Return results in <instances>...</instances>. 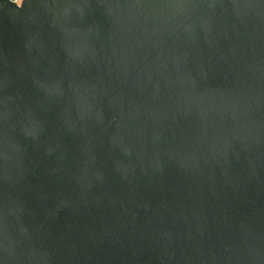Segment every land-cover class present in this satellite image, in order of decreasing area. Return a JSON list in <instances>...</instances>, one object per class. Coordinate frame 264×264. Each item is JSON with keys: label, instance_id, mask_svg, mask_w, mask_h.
<instances>
[{"label": "water", "instance_id": "obj_1", "mask_svg": "<svg viewBox=\"0 0 264 264\" xmlns=\"http://www.w3.org/2000/svg\"><path fill=\"white\" fill-rule=\"evenodd\" d=\"M0 264H264V0H0Z\"/></svg>", "mask_w": 264, "mask_h": 264}, {"label": "rangeland", "instance_id": "obj_2", "mask_svg": "<svg viewBox=\"0 0 264 264\" xmlns=\"http://www.w3.org/2000/svg\"><path fill=\"white\" fill-rule=\"evenodd\" d=\"M16 4H20L21 0H13Z\"/></svg>", "mask_w": 264, "mask_h": 264}]
</instances>
